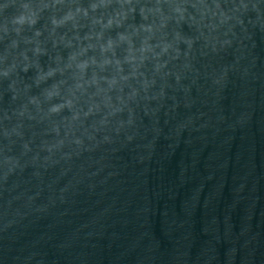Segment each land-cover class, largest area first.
<instances>
[{
    "label": "water",
    "instance_id": "1",
    "mask_svg": "<svg viewBox=\"0 0 264 264\" xmlns=\"http://www.w3.org/2000/svg\"><path fill=\"white\" fill-rule=\"evenodd\" d=\"M7 2L0 26L16 11ZM131 6L105 35L151 25L140 36L158 55L56 114L61 97L44 90L64 80L68 95L72 74L37 84L34 65L47 71L71 49L44 31L34 56L0 28V70L15 65L0 75V264H264V0Z\"/></svg>",
    "mask_w": 264,
    "mask_h": 264
},
{
    "label": "clouds",
    "instance_id": "2",
    "mask_svg": "<svg viewBox=\"0 0 264 264\" xmlns=\"http://www.w3.org/2000/svg\"><path fill=\"white\" fill-rule=\"evenodd\" d=\"M9 7L15 8L16 11L13 15L5 17L0 28L6 36L13 33L17 37H22L25 44H31L34 56L46 52V49L42 47L43 41L40 39L44 31H47L53 47L62 45L71 49L66 62L61 63L58 57L56 67H49L47 71L34 65L37 67L35 79L37 84L57 74L60 76H63L65 72L72 74L73 84L68 89V95L61 94V87L66 83L64 80L56 81L44 90L43 95L46 101L61 97L60 103L49 106V114L59 113L65 108L71 110L74 107L76 94H85L89 87L99 92L103 91L102 84L112 89L122 81L135 78L147 55L149 53L158 55L149 43L150 35L140 36L141 32L151 34L153 31L151 25L132 27L131 30L125 28L123 31H117L115 37L105 35L113 29L124 26L128 14L134 11L131 0H89L86 7L80 3V0H8L4 8ZM45 11L50 13L48 26L38 29L35 26ZM141 11L143 13V9ZM84 28H87V31L81 36L80 32ZM58 29L65 31L59 33ZM26 31H31L32 35L24 36ZM136 39L140 40L139 46L136 44ZM17 43L13 40L11 46L17 47ZM120 48L123 49L122 57L117 55V49ZM166 51L167 46L161 48V52ZM89 52L94 54L89 55ZM22 58L25 61L28 60L26 53H22ZM125 64L130 69L127 74L124 73ZM29 66L26 62L24 70L27 71ZM14 67L15 65H9L3 68L0 70V75L8 77ZM89 69L92 70L91 76H88ZM107 69H112L113 74L102 75ZM29 102L36 105L40 103L37 97L30 98Z\"/></svg>",
    "mask_w": 264,
    "mask_h": 264
}]
</instances>
